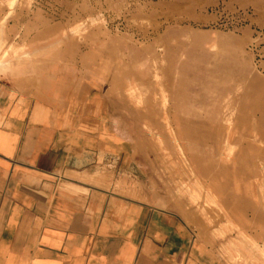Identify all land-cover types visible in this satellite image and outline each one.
<instances>
[{
	"label": "rangeland",
	"instance_id": "374dc122",
	"mask_svg": "<svg viewBox=\"0 0 264 264\" xmlns=\"http://www.w3.org/2000/svg\"><path fill=\"white\" fill-rule=\"evenodd\" d=\"M0 1L1 66L44 30L51 71H98L87 92L127 151L115 191L176 212L222 264H264V0Z\"/></svg>",
	"mask_w": 264,
	"mask_h": 264
},
{
	"label": "crops",
	"instance_id": "0c3cea01",
	"mask_svg": "<svg viewBox=\"0 0 264 264\" xmlns=\"http://www.w3.org/2000/svg\"><path fill=\"white\" fill-rule=\"evenodd\" d=\"M44 32L0 67V264H222L176 212L115 191L127 151L87 92L98 71H51Z\"/></svg>",
	"mask_w": 264,
	"mask_h": 264
},
{
	"label": "bare ground",
	"instance_id": "6f19581e",
	"mask_svg": "<svg viewBox=\"0 0 264 264\" xmlns=\"http://www.w3.org/2000/svg\"><path fill=\"white\" fill-rule=\"evenodd\" d=\"M5 62H6L5 60H0V67H1V65L5 64Z\"/></svg>",
	"mask_w": 264,
	"mask_h": 264
}]
</instances>
